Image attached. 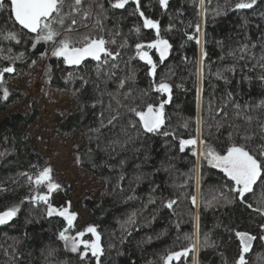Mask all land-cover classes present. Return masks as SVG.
Returning <instances> with one entry per match:
<instances>
[{
    "label": "trees",
    "instance_id": "1",
    "mask_svg": "<svg viewBox=\"0 0 264 264\" xmlns=\"http://www.w3.org/2000/svg\"><path fill=\"white\" fill-rule=\"evenodd\" d=\"M3 2L0 68L12 66L16 71L11 76H16L44 61V90L68 94L76 105L60 117L56 131L63 137L80 136L83 147L73 155V165L102 182L96 197L86 196L78 203L88 214V226H94L100 236V264H163L161 257L191 247L197 238L196 257L191 251L171 264H194V257L196 264H235L240 253L237 231L256 237L245 254L246 264H264V240L260 239L264 236V181H258L241 202L219 169L200 157L197 165L193 147L181 151L179 143L196 138V122L202 119L200 138L221 154L230 142L245 144V135L252 137L247 147L253 154L264 147L258 127L264 122V111L257 107L264 101V0L244 10H233L237 0H204L203 6L200 0H168L166 8L159 0H139L140 11L159 23L161 38L171 44L163 62L154 49H146L156 64L155 76L136 56L135 45L156 39V30L143 28L133 0L122 9L112 7L115 0H84L76 14L75 38L102 36L108 50L119 53L99 68L95 60L67 66L52 55L53 42L41 41L33 48L35 34L15 24L9 0ZM84 10L91 11L87 19H83ZM69 23L66 20L65 26ZM196 24L201 26L207 53L199 101L201 47L187 39L199 35ZM55 27L63 32L59 25ZM9 32L19 42L5 39ZM17 56L21 59L16 60ZM217 72L224 78L218 79ZM161 80L171 85L164 124L159 132L146 133L129 109H143L148 103L158 106L168 99L167 94L153 90ZM5 85L0 83V114L25 97ZM4 89L9 92L7 99ZM35 103L32 99L27 112L0 119V211L19 207L16 217L0 227V264H97L89 254L82 260L79 253L68 250L58 238L66 227L64 220L47 216L43 202L30 200L34 192L27 176L35 177L44 167L52 169L46 156L31 145L28 129L39 119ZM112 116L117 119L109 124ZM51 175L59 184L55 171ZM39 191L45 193V186ZM58 191L68 199L72 188L59 187ZM169 200L176 201L171 209L163 206ZM130 217L133 223H128Z\"/></svg>",
    "mask_w": 264,
    "mask_h": 264
},
{
    "label": "snow or ice",
    "instance_id": "2",
    "mask_svg": "<svg viewBox=\"0 0 264 264\" xmlns=\"http://www.w3.org/2000/svg\"><path fill=\"white\" fill-rule=\"evenodd\" d=\"M84 0H9L8 7L10 8V17L15 24H18L21 29L27 30L28 33L35 34V39L33 41L32 47L35 48L36 44L43 41L45 43L53 42L54 48L52 50V55L57 58H63V62L66 65H80L87 58H91L98 62L97 67L99 68L101 63H107V58H112L115 60L119 53H113L108 50L106 44L108 43L102 36L93 37L91 35H82L79 38H75L72 34L76 32L77 19L76 14H79L82 10ZM137 4L136 11L139 12L140 16L143 18V28L156 30V39L152 40L147 44L137 43L136 56L141 61H144L149 68V75L155 76L156 64L153 61L152 56L145 49H154L160 57V61L163 62L166 58L171 44L167 39H163L160 36V25L157 21L152 20L144 16V13L140 11L139 0H133ZM162 8H166L168 5V0H159ZM129 3V0H115L112 4L113 8L122 9L125 5ZM201 6L204 4V0H200ZM257 3V0H237L233 6V10H244L251 9ZM5 4L3 0H0V9H3ZM67 7V11L65 8ZM206 15V11L204 13ZM221 11L217 10L216 15H220ZM91 16L90 10L83 11V19H87ZM70 20V23L65 26V21ZM99 23V21H97ZM55 25H59L63 29V32L59 31ZM86 26V25H85ZM139 33L140 29H136ZM195 32L199 35H188L187 39L189 41L195 40L201 47V56L198 63L197 77L201 81V86L197 87V99L199 101L201 93L203 91L202 82L204 80V60L207 53L204 50L201 36L203 35L201 31L200 24L195 25ZM62 37L58 39L57 38ZM5 39L17 40V36L13 32H9ZM17 42H19L17 40ZM114 42V41H113ZM247 46H245L246 48ZM244 51V49H241ZM23 54H21L22 56ZM105 57L101 60V57ZM21 56L15 57L16 60L21 59ZM243 59V56L240 57ZM11 59V58H10ZM264 59V57H262ZM115 67V65H113ZM16 69L12 66H6L0 68V82L3 81L5 74L14 73ZM218 79H223L224 77L220 72L216 73ZM121 86H123L124 81L122 80ZM153 90L161 93L167 94L168 99L161 100L160 104L154 105L148 103L143 109L140 108H130L129 111L138 118L136 123L143 128L146 133H155L161 130V126L164 124V105L169 103L171 99V85L165 80H161L158 84L153 85ZM9 92L7 89L3 91V97L7 99ZM231 96V93H229ZM236 108H240V105H235ZM264 111V101L260 105H257ZM220 109L219 111H222ZM239 114V113H238ZM117 119V116H112L108 123L112 124L113 121ZM249 122L252 117L246 118ZM197 138L190 139H180V150L184 151L185 147L188 145L195 146L197 143L200 145V150L197 153L195 147H193V155H198L200 158L207 160L211 167L219 169L223 173L224 177L231 182L230 191L236 193L240 198L241 202L246 199V194L253 192L254 185L258 181H264V147H262L258 154H253V151L247 147V142L252 139L251 136L245 135V144H239L236 142H230L223 154L215 151L210 145L206 144V141L202 138V126L204 121L202 119H197ZM103 126V125H102ZM185 123L184 127H187ZM219 127V124L217 125ZM261 129V139H264V122L258 124ZM170 133L165 132L164 135H169ZM232 134H229V139L231 141ZM199 138V139H198ZM52 169L50 167H44L39 171L35 177L28 175V181L30 186L33 188L34 194L31 195L30 200L33 204H38L43 202L46 208L47 216L51 217L54 214L63 217L66 221L67 227L59 232L58 238L64 241L65 247L70 248L74 253L79 252L81 259H85L88 253L96 259L97 264H100V257L103 255V249L100 245V236L94 226L87 227L84 231L76 233L75 236L68 235L69 231L73 227V222L76 219V214L68 210V208H56L54 207L50 200L49 195L56 189L60 187L59 184L54 183L51 179ZM27 175V174H25ZM199 183V178L197 180ZM43 185L47 188V192H40L39 188ZM192 204L196 205V197H191ZM176 204L175 200H169L164 203V207L171 209L173 205ZM211 206V202L209 205ZM250 207V205H249ZM19 211L18 206L8 207L6 210L0 211V225L7 224L14 217H16ZM133 218H129L128 223H133ZM264 229V226H262ZM86 233H90L93 239H84ZM236 237L240 243V253L235 261V264H246L245 254L251 250L252 242L256 239L255 236L247 232L237 231L235 233ZM191 239V237H186ZM260 239L264 240V236ZM205 243H207V238H205ZM196 244H199V239L197 238ZM196 244H193L189 248H184L181 251H171L167 255L161 257L163 264H171L173 260L179 261L181 257L187 256L189 252L195 250ZM83 251H79L80 249Z\"/></svg>",
    "mask_w": 264,
    "mask_h": 264
},
{
    "label": "rangeland",
    "instance_id": "3",
    "mask_svg": "<svg viewBox=\"0 0 264 264\" xmlns=\"http://www.w3.org/2000/svg\"><path fill=\"white\" fill-rule=\"evenodd\" d=\"M43 65L44 61H38L25 73H19L16 76H11L13 73H10V76L4 77L2 82L6 84L5 86L21 91L25 97L11 104L5 113L0 114V119L13 112H27L30 101L36 100L35 106L39 112V119L28 129L31 135V145L46 156L52 166V171L56 173L60 187L70 186L72 188L68 199L62 198V194L56 189L49 195V200L54 207L68 208L70 212L76 214L73 227L68 233V235L75 236L76 233L89 227L88 214L80 208L78 203L83 197H96L102 188V182L73 165V155L83 147V141L77 134L61 136L56 131V125L60 117L75 110L76 105L68 94L44 90V84L41 81ZM199 146L197 143L195 146L188 145L186 147H195L198 153ZM196 156L198 165L199 157ZM45 189L47 192L46 187ZM53 216L63 219V217L55 214ZM64 222L66 224L65 220ZM89 237L91 234L86 233L84 239H89ZM196 250V248L193 250L195 257ZM79 251H83V249L81 248ZM88 254L91 255L90 252ZM195 257L194 264H196Z\"/></svg>",
    "mask_w": 264,
    "mask_h": 264
},
{
    "label": "water",
    "instance_id": "4",
    "mask_svg": "<svg viewBox=\"0 0 264 264\" xmlns=\"http://www.w3.org/2000/svg\"><path fill=\"white\" fill-rule=\"evenodd\" d=\"M102 57H103V55H102ZM102 57H101V58H102ZM62 59H63V58H62ZM88 60H93V59H91V58L89 57V58H87L85 61H83L82 63H84V62H86V61H88ZM82 63H81V64H82ZM67 66H78V65H67ZM12 220H13V219H12ZM12 220H11V221H12ZM11 221H9L7 224H9ZM7 224H4V225H7ZM1 226H3V225H0V227H1ZM100 245H101V239H100ZM101 247H102V245H101Z\"/></svg>",
    "mask_w": 264,
    "mask_h": 264
}]
</instances>
